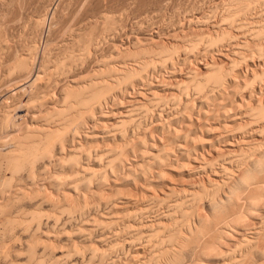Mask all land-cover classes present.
I'll use <instances>...</instances> for the list:
<instances>
[{
  "label": "bare ground",
  "instance_id": "1",
  "mask_svg": "<svg viewBox=\"0 0 264 264\" xmlns=\"http://www.w3.org/2000/svg\"><path fill=\"white\" fill-rule=\"evenodd\" d=\"M80 1L0 0V63H5L3 56H11L5 59L6 79L0 82L6 86L17 80L19 86L21 79L29 80L27 94L22 83V91L19 87L9 91V86L1 91L0 131H13L0 141L5 149H0L3 263L15 264L16 256L23 255L12 249L23 238L18 229L29 223L30 212L25 215V206L20 207L23 197L40 198L35 201L38 206H50L45 226L38 206L40 212L35 209L30 216L37 219L36 228H30L34 222L21 226L33 240L30 244L23 234L29 243L23 246L27 250L22 247L28 252L24 254L29 257L42 248L40 254L36 251L38 258L34 255L35 264H243L248 257H258V244H264V202L259 201L264 199V6H258V0H228L219 23L211 25L212 33L191 29L195 34L191 38L182 31L181 41V32H168L182 44L175 40L158 44L142 33L131 38L130 48L116 50L119 45L112 40L116 29H122L118 28L122 12L120 17L101 6L93 12L84 1L89 6L85 10L93 14L80 13L69 27L71 9L75 11ZM208 19H189L187 26L192 22L202 26ZM45 28L47 43L60 30L63 33L58 41L53 39L56 45H43L39 53ZM52 45L58 47L56 52ZM208 53L223 57L226 65L213 56L207 59ZM190 61L201 64L204 71L189 69ZM162 73L174 82L160 80L157 74ZM168 88L175 92L162 96L159 91ZM244 93L249 103L240 109L236 96ZM108 103L111 107L106 110ZM21 108L28 121L19 117ZM192 111L197 115L200 111L211 124L205 121L195 127L189 117ZM181 119L192 123L178 131L174 125ZM150 126L160 136L154 144ZM105 140L111 145L101 151L93 147ZM170 174L174 177L168 180ZM185 176L195 180L185 182ZM30 188L38 191L37 196ZM27 190L31 194L25 197ZM17 200L24 215L12 213L17 207L11 204L17 205ZM199 204L207 209L204 218L197 214ZM19 213L26 216L23 222H18ZM245 215L256 218V226H240ZM96 230L102 234L97 239ZM229 232L238 237L222 248ZM57 251L61 257L54 255Z\"/></svg>",
  "mask_w": 264,
  "mask_h": 264
},
{
  "label": "rangeland",
  "instance_id": "2",
  "mask_svg": "<svg viewBox=\"0 0 264 264\" xmlns=\"http://www.w3.org/2000/svg\"><path fill=\"white\" fill-rule=\"evenodd\" d=\"M79 1V0H78ZM84 1H85V3L87 4V5H89L91 8H89L90 10L91 9H93L92 11L93 12H95V10L96 9H99V6H101V8H102V10H107L110 14L111 13H114L113 15H117L118 13V15H120V17H121V12H122V17H121V20L123 21V23H122V21H121V26L122 27H118V28H122V29H116V30H118V31H116L118 34H116L115 33V37H114V39L112 40L113 41V44H115V45H119L118 47H115V49L117 50L118 48H119V50H120V48L122 47L123 48V46L125 47H128V48H130V41H131V38L133 37V36H136V37H142L144 34L145 35H147V36H150L152 39H153V41H155L156 43L158 42V44H166L168 41L169 42H173L174 40L177 42V43H179L180 42V44H182L181 43V41H182V39H180L181 37H183V36H185L186 35V37H191V32L190 31H192V33H201V31L203 32V34H205V33H212V32H210L213 28L211 27V25H212V23L214 24V23H219V19H220V17H221V15L220 14H222L223 13V9H224V7L225 6H227V5H225V4H227L229 1L228 0H100V2L98 3V4H95L94 5V3H92V4H90V2H94V0H81L80 1V6H81V4H82V6H81V9L79 8L80 6L78 5H76L77 7H73L74 9L76 8V10L77 11H80L79 13L75 10H73V9H71L72 10V12H71V16L73 17V15L75 16L74 18H72L70 15V18H68V19H70L71 21L69 22V20H67V26H69V27H72L73 25V23H75V20L77 19V18H79V17H81V15H83V14H81V15H79L80 13H83L84 11H85V13L86 12H88L90 15H92L91 13H90V10H85V8L87 7H89V6H87L86 4H84L83 5V3H84ZM87 1V2H86ZM98 1V0H97ZM97 1L95 0V3H97ZM110 1V2H109ZM119 1V2H118ZM125 1V2H124ZM188 1V2H187ZM226 1H228V2H226ZM82 2V3H81ZM122 2V3H121ZM139 2V3H138ZM146 2V3H145ZM165 2V3H164ZM206 2V3H205ZM224 2V3H223ZM264 1L263 0H258V2H257V5L259 6H261V5H263L264 6V3H263ZM56 3H57V1H56ZM89 3V4H88ZM100 3L102 4V5H100ZM105 3V4H104ZM128 3V4H127ZM223 3V4H222ZM75 4H77V3H75ZM104 4V5H103ZM218 4H220V5H218ZM93 5V6H92ZM98 5V6H97ZM133 5V6H132ZM157 5V6H156ZM168 5V6H167ZM176 5V6H175ZM180 5V6H179ZM207 5H208V7H207ZM86 6V7H85ZM114 6V7H113ZM121 6V7H120ZM132 6V7H131ZM171 6V7H170ZM179 6V7H178ZM219 6V7H218ZM107 7V8H106ZM109 7V8H108ZM125 7V8H124ZM129 7H130V9H129ZM137 7V8H136ZM222 7V8H221ZM86 8V9H87ZM135 8V9H134ZM205 8V9H204ZM217 8V9H216ZM82 9H83V11H82ZM132 9H133V11H132ZM139 9V10H138ZM141 9L143 10V11H141ZM168 9V10H167ZM99 10H101V9H99ZM110 10V11H109ZM119 10V11H118ZM126 10V11H125ZM150 10V11H149ZM182 10V11H181ZM212 10V11H211ZM82 11V12H81ZM91 11V12H92ZM97 11V10H96ZM135 11V12H134ZM148 11V12H147ZM175 11V12H174ZM181 11V12H180ZM77 12V14L75 15V13ZM137 12V13H136ZM178 12V13H177ZM72 13H74L73 15H72ZM84 13V14H85ZM88 13H86V16L87 17H90L89 16V14ZM143 13V14H142ZM149 13V14H148ZM164 13V14H163ZM206 13V15H204ZM148 14V15H147ZM152 16H151V15ZM159 14V15H158ZM180 14V15H179ZM79 15V16H78ZM117 15V16H118ZM158 15V16H157ZM165 15V16H164ZM208 15H212L211 16V18H213L212 20H210L211 18H209L208 17ZM214 15V16H213ZM76 16H78L77 18H76ZM123 16H124V18H123ZM177 16V17H176ZM194 16V17H193ZM201 16H204V17H207V19L209 20L208 21V24H207V22H206V24H204V25H198V24H195L194 22H192V26H190L189 25V27L187 26V24H190V23H188V20L189 19H192V20H195V22H196V19L197 18H200ZM142 17V18H141ZM147 17H148V19H147ZM159 17V18H158ZM162 19H161V18ZM49 18H50V16L46 19V25L48 24V22H49ZM76 18V19H75ZM91 18H94V17H91ZM73 19H75V20H73ZM130 19V20H129ZM153 19V20H152ZM173 19V20H172ZM186 19V20H185ZM215 19V20H214ZM74 22H73V21ZM124 20H128V21H124ZM141 22H140V21ZM142 20H144V21H142ZM148 21H149V23H148ZM151 21V22H150ZM146 22V23H145ZM170 22V23H169ZM174 23L173 25H174V27H172L173 25H172V23ZM176 22H178L177 24H178V28L176 27L177 25H175L176 24ZM72 23V24H71ZM132 23V24H131ZM135 23V24H134ZM141 23V24H140ZM144 23V24H143ZM153 23V24H152ZM156 23V24H155ZM180 23V24H179ZM182 23H184V24H182ZM137 24H140V26L139 25H137ZM150 24V25H149ZM166 24L167 25H170V27L169 26H166ZM186 24V25H185ZM71 25V26H70ZM146 25V26H145ZM149 25V26H148ZM154 25V26H153ZM182 25V26H181ZM197 25H198V27H197ZM160 26V27H159ZM163 26H165V27H163ZM179 26H180V29H179ZM69 27H68V29H69ZM161 27H163V28H161ZM172 28V29H166V28ZM182 27H185V28H182ZM192 27V28H191ZM196 27V28H195ZM202 27V28H201ZM206 27V28H205ZM134 28V29H133ZM143 28H145L144 29V31L145 32H141L142 30H143ZM147 28V29H146ZM157 28H158V30H157ZM159 28L162 30L163 29V31L161 32V30H159ZM182 28V29H181ZM190 28V29H189ZM68 29H67V31L66 32H68ZM136 29V30H135ZM140 31H139V30ZM150 29V30H149ZM165 29V30H164ZM179 29V30H178ZM192 29V30H191ZM197 29V30H196ZM201 29V30H200ZM203 29V30H202ZM205 29V30H204ZM147 30V31H146ZM154 30V31H153ZM187 30V31H186ZM200 30V31H199ZM208 30V32H206ZM122 31V32H121ZM155 31H159V35L157 34H155ZM182 31L184 32V31H186V32H184L183 34H182ZM190 32L189 34L187 33V32ZM197 31V32H196ZM60 32L61 33H63V30H60ZM60 32H59V35H54L53 36V38L52 39H50V42H53V44L54 45H56V43H54L55 41L53 40V39H57L58 37L59 38H61L62 36L60 35ZM128 32V33H127ZM151 33V35H150V33L149 34H147V33ZM165 32V33H164ZM168 32H170V33H172V34H174V35H177L178 33H180V37L178 36V38L181 40H179V39H172L173 38V36H172V34H170V35H168ZM176 32H178V33H176ZM45 33V34H44ZM44 33L42 34V38H41V42L38 44L39 46V48H38V52L39 53H41V51L43 50V48L49 43L50 44V42L48 41V43H47V41H46V33H47V31H46V28H45V31H44ZM123 33V34H122ZM126 33V34H125ZM131 33H133V35L131 34ZM139 33V34H138ZM142 33H143V35H142ZM176 33V34H175ZM186 33V34H185ZM208 33V34H209ZM122 34V35H121ZM129 34V35H128ZM65 36L67 35L66 33L64 34ZM118 35V36H117ZM131 35V36H130ZM163 35V36H162ZM179 35V34H178ZM183 35V36H182ZM195 35V34H194ZM194 35H192V37L194 36ZM126 36H128V37H126ZM161 36V37H160ZM168 36H171L170 38L168 37ZM125 37V38H124ZM168 37V38H167ZM185 37V38H186ZM191 37V38H192ZM44 38V39H43ZM119 38V39H118ZM167 38V39H166ZM174 38H176V37H174ZM152 39L150 40V41H152ZM239 39H240V37H239ZM53 40V41H52ZM59 39H57L56 41H58ZM168 40V41H167ZM172 40V41H171ZM112 41H111V44H112ZM114 41H115V43H114ZM124 41V42H123ZM153 41H152V43H153ZM163 41V42H162ZM174 41V42H175ZM179 41V42H178ZM46 42V43H45ZM168 42V43H169ZM155 43V44H156ZM167 43V44H168ZM48 44V45H49ZM107 44H108V42H107ZM106 43L105 44H102L103 45V47H104V45H105V47H106V45H107ZM112 44V46L114 47V45ZM127 44V45H126ZM43 45H45V46H43ZM129 45V46H128ZM203 44H201L200 46H202ZM42 46V47H41ZM53 46V45H52ZM121 46V47H120ZM249 46H250V48H252V46H253V44H252V42H250L249 43ZM55 46H53V52H56V51H54V50H57L58 49V47H55ZM121 48V49H122ZM58 52V51H57ZM61 54V51L59 52V55ZM207 55H210V56H207ZM206 56L208 57H206L207 59H210L211 58V56H213L215 59V61L216 60H218L217 62H219V63H221L222 61V64H224V66L226 65V60L223 58V57H221V56H219V55H215V54H207ZM11 56H8L7 55V57H5V56H3V58L2 59H4L3 61L5 62V63H0V66L1 65H3L4 67H5V64H6V62H7V60H8V58L9 59H11L10 58ZM213 57H212V59H213ZM205 58V59H206ZM5 59H7L6 61H5ZM222 60V61H221ZM225 60V61H224ZM9 62H10V60H9ZM226 62V63H225ZM248 63H251V62H248ZM7 65V64H6ZM195 65H196V67H195ZM3 66H1V67H3ZM186 66L189 68V69H193V70H195V71H197L198 73H202L204 70H203V68L201 67V64H199V63H196V62H193V61H190V62H188L187 64H186ZM192 66V67H191ZM0 67V68H1ZM3 67V68H4ZM1 69L0 70V81L1 82H3L4 80H3V78H5L6 79V76L5 77H3L5 74H6V72H4V71H6L5 69H6V67L4 68V69ZM241 68H244V66H242ZM263 68H264V65H263ZM259 69H261L260 67H259ZM3 70V71H2ZM162 72H165V71H162ZM4 73V74H3ZM159 73H161V72H159ZM158 73V74H159ZM157 74V77L160 79V80H164V78H165V83H167V81H170L169 82V84L171 83H173L174 82V80H170V79H168V76H166L167 75V73L165 74V73H162V74H160V75H158ZM164 77V78H163ZM176 77L177 78H179L180 77V75H176ZM248 77V76H247ZM2 78V79H1ZM163 78V79H162ZM23 80V81H22ZM19 81V80H18ZM20 81H22L21 83H22V85H21V83H20V85L25 89H23V88H20V85L19 86H17L16 84H19V82H17V80H16V83L14 82V81H8V82H6V86H5V83H4V85H3V83H1L0 82V84H2V85H0V102H1V100L4 98V94H3V92H1V91H3V90H5V89H7V87L9 86V88L7 89V90H9V91H15V90H17L18 89V87L20 88L19 90H21L22 91V89H23V93H25V94H27L28 92V89H29V80H24V79H21ZM26 81V82H25ZM15 84V86H13L14 84ZM25 82V83H24ZM163 82V81H162ZM240 82V81H239ZM8 83H10V84H8ZM13 85H12V84ZM8 84V85H7ZM10 85H12V88L13 87H15V88H11V86ZM24 85V86H23ZM4 86H5V89H4ZM2 88V89H1ZM51 88V90L53 89L54 90V88L53 87H50ZM263 89V88H262ZM52 90V91H53ZM165 90V91H164ZM163 91L162 90H160L159 92H160V94L162 95V96H164V97H167V96H169V95H171L170 94V90H171V88L169 89H164ZM168 90H169V92H168ZM24 91H26V92H24ZM174 90H171V92H173ZM189 91H191V90H189ZM53 92H56L55 90L53 91ZM175 92V91H174ZM167 93V94H166ZM169 93V94H168ZM3 94V95H2ZM254 94V93H253ZM55 95H56V93H55ZM241 95V96H240ZM246 94L244 93V94H239V96H236V100H237V102H238V107L240 106V109H242L244 106H246V104H245V101H246V99L244 100L243 99V97H246L245 96ZM243 96V97H242ZM2 97V98H1ZM241 98V99H240ZM261 101H263L264 102V94H262L261 95ZM243 100H244V103H243ZM122 102H124L125 100L123 99V100H121ZM247 102V101H246ZM249 102H247V104H248ZM124 104L126 105L127 104V102L125 103L124 102ZM243 104H245L244 106H243ZM110 105V106H109ZM108 106V107H107ZM107 108H106V110H108V108L109 107H111V103L109 104H107ZM195 106V105H194ZM242 106V107H241ZM196 109V108H195ZM119 110H121L120 109V107H119ZM193 110H194V108H193ZM198 111V110H197ZM140 112V113H139ZM138 112V116H141V114H142V111H139ZM188 114V113H187ZM18 115H19V117L21 116L22 117V119H23V117H25V119H26V121H28V119H27V115L25 114V112L23 111V109L21 108L20 110H18ZM190 116V118L191 117H193L192 119H190V121L192 120V121H194L193 122V124L195 125V127H197V126H200V125H202V124H204L205 123V121H206V119H204V117H202L201 115H200V111H199V115H197V112L195 113L194 111H192V113L191 114H189ZM138 116H135V117H138ZM196 117V118H195ZM199 117V118H198ZM202 117V118H201ZM22 119L20 120V119H16L18 122H21L22 121ZM25 119H23V120H25ZM198 119V120H197ZM188 119H181V121L179 122L178 121V123L177 124H179L178 126H177V124L176 125H174L175 126V128L179 131V128L181 127L182 128V126H184L185 124H186V122H189V123H192V122H190ZM204 121V122H203ZM110 122H112V121H110ZM182 122V123H181ZM185 122V123H184ZM211 121L210 120H208V121H206V123H210ZM189 123H187L188 125H189ZM181 124V125H180ZM186 124V125H187ZM211 124V123H210ZM154 125V124H153ZM187 125V126H188ZM190 126V125H189ZM14 127H17V129H19L18 128V125L17 126H14ZM152 127H154V126H152ZM152 127L150 126L149 128H148V132L151 134L152 133V138H154L153 139V141H152V143L154 144L156 141H158V138L160 137L159 136V134H158V132H155V131H152ZM16 129V130H17ZM102 128H100L99 127V129L98 130H101ZM151 129V130H150ZM5 130V129H4ZM4 130H1V131H3L2 132V134H1V131H0V141L2 140L1 138H3L4 140H6L9 136H10V134L11 133H13V131L11 130V132H10V128L9 129H6L5 130V132H4ZM16 130H15V128H14V132L15 133H17V134H20L21 132H19L18 130H17V132H16ZM19 132V133H18ZM5 133V134H4ZM8 133V134H7ZM2 135H3V137H2ZM159 136V137H158ZM6 138V139H5ZM155 140V141H154ZM99 142V143H98ZM110 143H112V142H107L106 140L105 141H103V142H101V141H97V143L96 142H94L93 143V147L95 146V148L96 147H98V150L97 151H99L101 148H102V146H103V148L104 147H106V146H108V145H111ZM95 144H97V145H95ZM86 147H84V149H85ZM102 148V149H103ZM0 149H2V151L3 150H5L4 149V147H1L0 146ZM97 149V148H96ZM96 149H94V150H96ZM101 149V150H102ZM105 149V148H104ZM100 150V151H101ZM130 161V160H129ZM264 162V161H263ZM98 163V162H97ZM96 163V164H97ZM130 163H131V161H130ZM262 165H264L263 163H262ZM172 175H173V173H171ZM170 174V176H167V179L169 178V179H171L172 177H174V176H172ZM184 178V181L186 182V180L188 179L189 181L190 180H192L190 177H188V176H185V177H183ZM190 178V179H189ZM168 179V180H169ZM193 180H195V179H193ZM192 180V181H193ZM183 181V182H184ZM180 183L182 182V181H179ZM182 182V183H183ZM191 182V181H190ZM23 186H26L25 184H23ZM25 191H26V189H27V186L26 187H22ZM29 188V187H28ZM32 189H35V188H32ZM22 190V189H21ZM29 190H31V188L29 189ZM29 190H27V191H29ZM25 191H23L24 193H25ZM34 191V190H33ZM132 191V193H133V191L134 190H131ZM38 191L36 190V192H32V190H31V193H30V191H29V193L27 192V193H25L24 195H25V197H26V194H27V197H28V194H31V195H36L37 196V193ZM21 193H22V191H21ZM39 193H41L40 191H39ZM22 194H20V198L21 197H23V196H21ZM39 196H41V195H39L38 194V197ZM34 197V199H36L35 198V196H33ZM29 198H30V195H29ZM264 198V197H263ZM22 199H24V201H22ZM22 199H19L21 202H23V203H21V206L20 205H18V204H20V202H18V200H17V205H16V203L15 204H11V205H15L17 208L20 206L21 208L22 207H24L25 206V208H22V209H24V211L23 212H25L24 214L25 215H27V213L28 212H30V213H28L29 215L27 216L28 218L32 215V218H33V215L36 213L35 211V209H38V211H39V208L38 207H40L41 209V213H42V216H41V218L43 217V214H44V217H43V220L41 221V226H45L43 223H44V220L46 219V215H47V213H49L48 212V210L50 211V206H48L47 204H45L44 203V205L42 204V207H41V204H40V206H38L39 204H36V203H38V202H40L39 200H40V198H39V200L37 199V201H36V203H35V201L34 200H32V199H30V201H29V199H27L26 198V200H25V198L23 197ZM32 200V201H31ZM27 201H29L28 203H27ZM260 202H264V199H262V201L261 200H259ZM16 202V201H15ZM31 202H34V203H31ZM26 203V204H25ZM23 204V205H22ZM35 204V205H34ZM38 206V207H37ZM10 207V206H9ZM11 207H13V206H11ZM11 207L9 208V209H11ZM18 208V210H16L15 209V207H13V210H12V213L13 214H15V212H16V215L18 214V211L21 213V208ZM36 207V208H35ZM34 210V213H33V211L31 210ZM47 208H48V210H47ZM203 208V209H202ZM8 209V210H9ZM200 209V210H199ZM26 210V211H25ZM199 210V211H198ZM11 210H9L8 212H10ZM45 211V212H44ZM207 209L206 208H204L203 207V205H201V204H199L198 205V207H197V214H198V216H202L203 218L204 217H206L207 216ZM27 212V213H26ZM40 212V211H39ZM44 212V213H43ZM19 213V214H20ZM33 213V214H32ZM45 213H46V215H45ZM22 214V213H21ZM20 214V217L19 218H21L20 219V221H18V222H23L22 220H25L24 218H26V216L24 217V216H22V215H24V214H22L21 215ZM18 216V215H17ZM22 216V217H21ZM245 218H243V222L241 221H239L238 223H241V224H243V225H241V224H239L240 226H242V227H244V228H252V227H254V226H256V221H257V219L256 218H253V217H251V216H244ZM18 218V217H17ZM18 218V219H19ZM28 218H26V221L27 220H29V223H28V221L27 222H24V223H28L29 225L30 224H32L33 222V225H32V227H30L32 230H34L35 228H36V226L34 225V224H36V221H37V219H35V220H33L32 221V218L31 219H28ZM256 221H255V220ZM39 220V219H38ZM32 221V222H31ZM46 221V220H45ZM43 222V223H42ZM254 222H255V224H254ZM22 224L21 226H22V228H25L26 226H25V224ZM37 223H38V221H37ZM19 224H21V223H18V225ZM43 224V225H42ZM28 225V226H29ZM37 225V224H36ZM17 226V225H16ZM21 226H20V228L19 229H21ZM24 226V227H23ZM28 226H27V228H28ZM31 226V225H30ZM34 226V227H33ZM16 227V232H17V228ZM29 228V229H30ZM18 229V232H21V234L23 233V234H25L26 236H27V238H26V236H25V238H26V240L25 241H27V239H28V241H29V233L27 234V232H25L24 233V230L23 229H21V230H19ZM22 230H23V232H22ZM67 230H69V229H67ZM100 231V230H99ZM99 231L98 230H96L94 233L96 234V232H98V234H97V236L95 235L94 236V234H93V236L95 237V239H97V238H99V236L100 235H102V234H100L99 233ZM17 232V234H19ZM22 234V236H23V238H21V239H23V241L20 239V242L18 243V242H16L18 245H16V243H15V245H12V249L15 251H17L16 253H17V255L19 254V252L20 251H22V252H20V253H23V255L21 254V256H20V254L18 255V257L16 256V258H15V264H31L33 261V264H35V260L34 259H37L38 258V255L40 254V252H41V250L40 249H42L41 247H40V249L39 248H37V250L36 251H38V249H39V254H38V252H36L35 251V253H37V254H33V255H30L29 257H27L25 254H24V252L23 251H25V250H27V247H28V244L30 243V241L32 240L31 238V240L29 241V243H25V241H24V235ZM227 234V233H226ZM229 234V235H228ZM226 236H225V238L224 239H222L223 241V247L222 248H224V246H227V244H229L231 241H233V240H235V239H237V237H238V235H236V233H233V232H229ZM19 236H20V234H19ZM22 236H20V237H22ZM29 236V237H28ZM63 238H65V236H62ZM62 237H61V239H62ZM94 237H93V239H94ZM228 237V238H227ZM18 239V240H19ZM63 240V239H62ZM33 241V240H32ZM31 241V242H32ZM21 242H23V245H22V243ZM261 241H259V243H260ZM21 243V244H20ZM24 243L26 244L25 246H27L26 247V249L23 247L24 246ZM225 243H226V245H225ZM31 244V243H30ZM99 244H100V247L101 246H103V242H99ZM98 244V245H99ZM102 244V245H101ZM33 245H35L34 243H33ZM41 245V244H40ZM39 245V246H40ZM38 246V245H37ZM38 246V247H39ZM127 246H128V244H127ZM260 246V248H258L260 251L258 252L259 253V256H261V257H256V256H254V257H256L255 258V260L253 259L252 260V258H254L253 256L252 257H248L244 262H243V264H257L258 262V264H264V252H263V250H264V244H263V242H261L260 244H258V247ZM25 249V250H23V248ZM35 247H36V245H35ZM35 247H33V249L35 250L36 248ZM15 248V249H14ZM130 247L128 246V247H126V249H129ZM14 251H13V253H14ZM19 251V252H18ZM25 252H27V251H25ZM131 252V251H130ZM129 252V253H130ZM28 253V252H27ZM261 253V254H260ZM34 255H37V258L34 256ZM56 257H58L59 255V257H61V252L60 251H57V252H55V254H54ZM54 255H52V256H54ZM34 256V257H33ZM51 256V257H52ZM30 257H32V258H30ZM49 257V256H48ZM28 258V259H27ZM251 258V259H250ZM262 258V259H261ZM123 260H124V257L122 258ZM248 259H250V261L248 260ZM261 259V260H260ZM39 260V259H38ZM120 261L119 262H122V260L121 259H119ZM16 261H17V263H16ZM37 261V260H36ZM60 260H58V262H59ZM125 261V260H124ZM254 261V262H253ZM256 261V262H255ZM261 261H262V263H261ZM2 262V263H1ZM4 261H3V259L1 260V258H0V264H5V263H3ZM65 262V261H64ZM64 262H62V261H60V263H58V264H63ZM76 263V262H75ZM130 262H127V264H129ZM203 264H213L212 262H210V261H203L202 262ZM44 264V263H43ZM65 264V263H64ZM76 264H78V262L76 263ZM79 264H81L80 263V261H79ZM96 264H102L101 262L100 263H96ZM103 264H106L105 262H103ZM109 264V263H108ZM118 264V263H117ZM130 264H132V263H130ZM201 264V263H200Z\"/></svg>",
  "mask_w": 264,
  "mask_h": 264
}]
</instances>
